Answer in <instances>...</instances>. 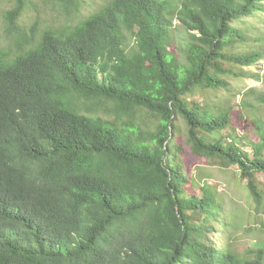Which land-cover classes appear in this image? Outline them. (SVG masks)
<instances>
[{
  "label": "trees",
  "instance_id": "16d2710c",
  "mask_svg": "<svg viewBox=\"0 0 264 264\" xmlns=\"http://www.w3.org/2000/svg\"><path fill=\"white\" fill-rule=\"evenodd\" d=\"M7 2L0 264H264L224 242L223 201L189 167L235 166L264 230V92L236 111L222 95L264 81V33L240 26L264 0Z\"/></svg>",
  "mask_w": 264,
  "mask_h": 264
},
{
  "label": "rangeland",
  "instance_id": "374dc122",
  "mask_svg": "<svg viewBox=\"0 0 264 264\" xmlns=\"http://www.w3.org/2000/svg\"><path fill=\"white\" fill-rule=\"evenodd\" d=\"M93 2L95 1L91 3ZM7 3V0H0V8L6 7ZM90 6L93 7L94 5L85 6L82 12L84 13L86 8L89 11ZM34 14L35 11L32 10V12H27L23 17L22 26L26 31H29L33 25ZM240 26L249 28L255 35L259 33L263 34L264 12H259L252 17L244 18ZM4 38L2 19L0 17V44L4 42ZM262 69H264V59L256 67L250 68L249 70L264 76V70ZM228 82L229 90L222 91V95L225 99H231V104L235 106V111L238 110V103L242 97L254 101L260 92H264V81L259 83L247 78L228 79ZM246 94H248V97ZM195 99L199 101L202 98L196 96ZM255 104L256 107H259V117H262L264 120V107L257 103ZM177 125L180 126L182 133L186 132V128L181 121L177 122ZM240 131L243 132V130ZM189 162L191 176L202 179L206 184L212 186L223 201L226 217L232 224L227 230V233H224V242L228 240L231 247L238 252H244L248 248L264 251V230L261 227L262 216L254 213V207L245 189V182L240 179L238 169L235 166L224 168L218 165H211L205 160L194 158L189 160ZM209 239H213L212 235H209Z\"/></svg>",
  "mask_w": 264,
  "mask_h": 264
}]
</instances>
